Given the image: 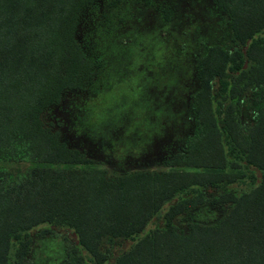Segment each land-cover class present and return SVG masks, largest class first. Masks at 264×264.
Wrapping results in <instances>:
<instances>
[{"label": "trees", "instance_id": "1", "mask_svg": "<svg viewBox=\"0 0 264 264\" xmlns=\"http://www.w3.org/2000/svg\"><path fill=\"white\" fill-rule=\"evenodd\" d=\"M185 1L179 3L195 12L193 22L202 20L198 3ZM213 2L221 11L217 25L232 44H207L192 59V137L166 160V169L109 176L63 139L53 109L65 93L76 92L69 99L76 134L95 139L117 162L125 152L141 153L142 143L133 149L120 140L144 124L135 123L132 132L129 115L107 121L118 102L102 109L97 102L123 88L121 69L132 67L137 36L124 39L116 11L154 1L0 0V164L24 165L17 174L0 165V264H29V231L42 224L70 229L95 264L109 259L100 249L106 239L132 241L112 264H264V102L252 121L241 118L246 90L264 92V0ZM102 5L105 21L97 14ZM89 22L96 27L82 34ZM100 26L114 32L103 30L114 36L109 43L91 38ZM171 56L168 66L180 65L176 51ZM143 78L151 82L152 75ZM162 111L156 135L174 132L170 143L181 139L173 128L185 112ZM247 169L259 172L258 182L236 194L229 186ZM215 208L226 212L213 223L191 219L186 230L175 223L190 211ZM160 213L162 226L143 234ZM66 254L67 264H87L76 246Z\"/></svg>", "mask_w": 264, "mask_h": 264}, {"label": "rangeland", "instance_id": "2", "mask_svg": "<svg viewBox=\"0 0 264 264\" xmlns=\"http://www.w3.org/2000/svg\"><path fill=\"white\" fill-rule=\"evenodd\" d=\"M153 1L154 3L150 6L133 5L130 6L129 11H125L123 7L116 11L118 16L117 27L121 28L120 32H125L124 39L129 40V38L137 36L130 63L132 67L121 69L123 71L122 77L127 80L124 82L125 86L123 85V88L115 91L117 93L113 92L111 99L106 97L105 100L102 99L99 103L97 102V106H101V109L105 104L110 105L112 99L115 101L111 106L118 102V106L106 114L107 121L108 119H120V114L122 117L125 116L122 119L126 120L129 115L132 118L129 123L133 127L130 129L132 132L135 129V123L144 124L137 134L130 132L128 135H123L120 140V144L124 143L125 147L133 149H138L139 144L142 143L141 153L137 154L136 151L125 152L124 159L117 162L110 155H104L96 144L97 141H94L95 139L93 140L84 133L76 134L74 121L78 118L73 115L69 106V99L76 92L65 93L62 102L53 109L54 119L62 123L63 139L70 147L84 151L91 159L105 168L109 176L123 175L135 170H163L167 168L166 160H170L171 155L182 151L186 146L187 137H192L193 133V118L190 116L189 108L191 90L194 89V86L190 85L194 55L202 53L207 44L217 43L229 48L232 44L228 30L217 25V18L221 11L213 0H194L201 7L203 15V19L197 22H193L195 12L190 11L186 3L181 7L179 1L185 0ZM102 7L103 5L97 14L101 16V20L105 21L106 17ZM94 27L96 24L89 22L87 30H81V33L84 34L89 29L93 30ZM100 28L102 31L100 33L94 32V36L91 38L99 40V44L109 43L114 36L108 35L103 30H111L110 27L107 29L108 27L100 26ZM111 32L113 31L111 30ZM261 34L264 35V31ZM182 46L186 47L183 58L180 53ZM174 50L181 59L180 65L168 66L166 61L169 63L168 59L172 60L171 55L175 52ZM133 67L135 68L133 69ZM145 73L146 76L152 75L151 82H147L143 78ZM129 76L132 77L127 79ZM110 78H114V76L112 75ZM177 95L181 101L171 103V100ZM244 96L248 100L246 104L244 103L245 108L244 111L242 110L241 118L244 121H252L258 107L264 102V92L249 87ZM78 101L79 98H77ZM161 108L163 110L181 109L185 112L183 118L180 119L179 127L173 128L176 133L180 132L181 139L170 143L174 132L164 137L156 135L157 130L162 131V121L165 118V111H162ZM152 109L156 112L153 113L154 110L152 111ZM123 130L125 131L124 128ZM0 165L13 174L24 169V165L18 163ZM259 176L257 170L247 169L245 176L229 187L236 194H240L254 187ZM225 212V208H219L216 211L206 209L198 212L190 211V216L178 217L175 223L180 230H186L187 222L191 219L213 223L220 219ZM154 220L145 228L143 234L158 225L162 226V213ZM45 228L50 232L43 235L41 231ZM29 235L32 241L31 251L27 256L29 264H67L66 251L72 246H76L78 253L83 255L87 264H95L90 255L78 245L76 237L70 229L42 224L30 230ZM131 244L132 241L129 239L104 240L100 249L107 251L109 255V259L104 264H112L115 258L126 251ZM13 250H11V260H13Z\"/></svg>", "mask_w": 264, "mask_h": 264}]
</instances>
